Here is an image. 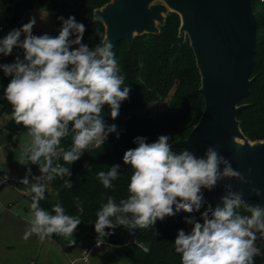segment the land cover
Wrapping results in <instances>:
<instances>
[{
	"label": "clouds",
	"instance_id": "9594fccd",
	"mask_svg": "<svg viewBox=\"0 0 264 264\" xmlns=\"http://www.w3.org/2000/svg\"><path fill=\"white\" fill-rule=\"evenodd\" d=\"M3 11L0 8V13ZM47 16L48 13L39 18L46 20ZM57 19L62 24L56 36L33 34L37 22L33 15L27 23L0 37V55L9 56L14 47L23 50V58L16 55L13 62L0 63L4 76L10 77L3 96L12 106L15 122L27 128L32 137L26 149L28 161L38 165L40 172L35 176L28 168L21 180L27 184L29 176L32 177L28 190L32 218L25 238L33 233L41 239L51 234L73 237L80 217L67 214L59 202L51 211L39 203L46 198L52 180L72 175L68 167L55 161L61 156L70 164L77 161L90 146L104 144L110 133L119 139L121 132L117 125L105 123L103 107L105 104L110 107L109 115L114 120L130 92L129 86L122 87L125 76L112 42L105 38L94 48L89 47L82 42L84 23L78 22L74 15ZM70 132L72 146L60 148L61 139ZM169 141L167 134L159 135L153 142H148L145 136L133 139L136 147L127 149L122 157L133 169L129 195L119 203L113 196H107L106 203L96 212L97 234L109 236L117 226L145 228L181 211L200 212L204 202L202 188L211 191L223 177L234 176L250 183L219 154L218 148L210 145L203 156H197L188 149L174 151ZM120 167L113 164L107 171L96 172L104 188H114L113 181L122 175ZM64 187H73V182L65 180ZM225 187L228 191L215 207L208 205L199 218L184 217L191 227L187 231L178 229L173 243L181 264H254L256 256L264 255V207L249 205L251 214H242L237 209L243 204V192L232 191L231 185ZM249 190L261 196L260 189ZM74 199L77 210L83 212L79 198Z\"/></svg>",
	"mask_w": 264,
	"mask_h": 264
},
{
	"label": "trees",
	"instance_id": "16d2710c",
	"mask_svg": "<svg viewBox=\"0 0 264 264\" xmlns=\"http://www.w3.org/2000/svg\"><path fill=\"white\" fill-rule=\"evenodd\" d=\"M107 1L109 0H20L12 8L11 17H18L34 7L51 8L56 13L55 27L50 35L56 36L62 24L57 17L67 18L74 15L78 22L86 26L82 42L94 48L102 41L104 35V26L94 9ZM254 1L251 0L252 4ZM179 23L178 14L169 12L164 25L160 26L159 33L136 36L131 48H128L125 41L117 43L113 48L121 72L125 76L122 87L129 86L130 92L128 99L121 103L119 115L114 120L109 115L110 107L107 104L103 107L102 115L105 123L117 125L121 132L120 137L117 139L114 133H110L104 144L99 147L90 146L83 157L71 164L64 162L61 156L58 163L68 167L72 175H60L51 181L58 195L57 202L63 205L67 214L79 216L81 219L73 237L51 234L50 237L64 249L73 247L83 239L100 237L112 245V251L117 256L127 259L131 264H181L180 254L175 252L173 243L178 229L187 231L191 227L185 223L184 217L199 218L208 205L215 207L218 204L216 201H210L202 205L200 212L181 211L163 221L158 219L155 225L145 228L117 226L109 236L97 234L94 230L96 212L106 203L107 196H113L119 203L121 198H127L129 195L128 183L133 169L123 162L122 157L127 149L136 147L133 139L136 136H145L148 142H153L163 134L170 136V143L184 139L202 112L204 99L199 90L200 75L187 37L177 35ZM251 75L256 78L242 100L247 106L237 118L241 130L249 139H264V32L258 48L255 49ZM9 80L10 77H5L3 71H0L1 113L9 117L5 127L9 131L27 129L15 122L12 106L3 96V90ZM170 92L171 95L163 109H146L149 104H160ZM71 146L70 132L69 136L61 139L59 147L68 149ZM172 148L176 152L183 150L179 146ZM113 164H120L122 175L113 181L114 188H104L96 172L107 171V167ZM67 179L73 182V187H64ZM27 196L31 201V195L28 193ZM76 197L83 205V212L77 210V201L74 199ZM57 202L43 199L39 203L40 207L51 211ZM248 206L242 204L237 211L250 215ZM111 219L115 222V217ZM133 237L135 242L131 241ZM254 264H264V255L256 256Z\"/></svg>",
	"mask_w": 264,
	"mask_h": 264
},
{
	"label": "water",
	"instance_id": "95a60500",
	"mask_svg": "<svg viewBox=\"0 0 264 264\" xmlns=\"http://www.w3.org/2000/svg\"><path fill=\"white\" fill-rule=\"evenodd\" d=\"M254 7L251 0H109L94 9L104 26L102 40L108 38L113 48L121 41L131 48L136 36L159 33L169 12L178 14L177 35L186 36L193 51L204 106L188 135L171 145L197 156L214 146L250 181L223 177L211 191L202 188L203 204L220 203L231 185L243 192V204L264 207V139H249L237 118L256 78L251 75L258 35ZM219 167L222 171L224 165Z\"/></svg>",
	"mask_w": 264,
	"mask_h": 264
},
{
	"label": "rangeland",
	"instance_id": "374dc122",
	"mask_svg": "<svg viewBox=\"0 0 264 264\" xmlns=\"http://www.w3.org/2000/svg\"><path fill=\"white\" fill-rule=\"evenodd\" d=\"M18 1L20 0H0V8H3L4 13L8 15ZM47 13L48 16L46 20H40L39 16H45ZM55 13V10L51 8L41 9L34 7L23 13L24 23H27L30 16L34 15L37 18V22L33 26V34L40 35L47 33L50 35L52 29L55 27ZM254 13L258 26L257 49L264 32V7L261 0L255 2ZM7 32L8 30L0 32V37L6 35ZM16 50H19V53H16ZM16 55H20L21 58H23V50L14 47L12 54L9 56L4 57L0 55V63H11L14 61ZM170 95L171 92L164 100H162V102H160V104H149L146 109H163L166 106ZM8 118L7 114L1 113L0 105V144H2L3 141L9 140L7 135H3L8 134V132L4 130V125L8 121ZM18 133L19 137L16 134L13 136L18 138V146H21L23 149L21 153L22 156L21 158L15 157L14 160L16 163L9 166L8 169L14 167L17 168L14 178L17 177L22 179L28 168H31L33 175L38 176L40 175L38 165L29 162L28 154L25 153L31 143L32 137L26 129L19 131ZM85 153L86 151L81 157H83ZM41 161H43V157H41ZM57 162L58 161H55V163ZM31 179L32 177L29 176L30 181ZM52 187L53 186L49 184L46 195H51L56 199L57 194ZM24 203H27L28 205L31 204L27 200H24ZM9 210L16 211L15 214L18 216H11V211H6L0 216L4 218L2 221L5 223L4 227H0V264H131L127 259L117 256V254L112 251V245L105 241L104 238H101V246L88 251L85 259L81 258L83 250L88 249L94 239H83L74 244L73 247L64 249L61 246L60 248L50 236H46L41 240L38 234L33 233L25 238V232L30 226V220L32 218L30 207L27 206L26 210L28 211H25L23 208H18L15 203L9 207Z\"/></svg>",
	"mask_w": 264,
	"mask_h": 264
},
{
	"label": "crops",
	"instance_id": "0c3cea01",
	"mask_svg": "<svg viewBox=\"0 0 264 264\" xmlns=\"http://www.w3.org/2000/svg\"><path fill=\"white\" fill-rule=\"evenodd\" d=\"M4 130L8 132V134L3 135H7L9 137V140L3 141V143L0 144V216L6 211H11V216L17 217L18 215L15 214L16 211L9 210V207L16 203L18 208H23L25 211H28L26 210L27 206L30 207L31 204L28 205L27 203H24V200H27L28 202L32 203L27 196V194L29 193L28 190L30 189L32 182L29 181L27 184H25L21 182V178H14L17 170L16 167L8 169L9 166L16 163V161L14 160L15 157L21 158L22 156L21 153L23 149L21 146H18V138H15L13 135L16 134L19 137L18 132L23 131L24 129L19 131H9L4 125ZM25 153L28 154L27 152ZM49 184L51 185V182ZM46 196L50 199V201H58V195L56 199L55 197L53 198V196L48 194ZM3 219L4 218L0 217V227L5 226V223L2 221Z\"/></svg>",
	"mask_w": 264,
	"mask_h": 264
},
{
	"label": "built area",
	"instance_id": "2783aa9c",
	"mask_svg": "<svg viewBox=\"0 0 264 264\" xmlns=\"http://www.w3.org/2000/svg\"><path fill=\"white\" fill-rule=\"evenodd\" d=\"M257 0L254 1V6H255V2ZM263 7H264V0H261ZM30 10V9H29ZM27 11V10H26ZM25 12V11H24ZM23 12V13H24ZM23 13L20 14L18 17L12 18L11 17V12L10 14H5L4 11L3 13H0V32L4 31V30H8L10 31L12 28L14 27H19L24 23V16ZM16 53H19V50L15 51ZM58 163V162H57ZM132 242H135V237H133L131 239ZM129 241V242H131ZM102 243V239L100 237H97L94 239L93 243L90 245V247L88 249H84L83 250V255H82V259L86 258V255L88 253V251L96 249L98 247L101 246Z\"/></svg>",
	"mask_w": 264,
	"mask_h": 264
}]
</instances>
